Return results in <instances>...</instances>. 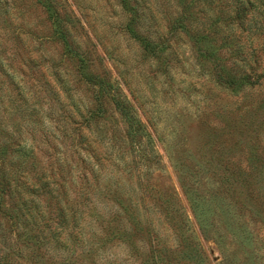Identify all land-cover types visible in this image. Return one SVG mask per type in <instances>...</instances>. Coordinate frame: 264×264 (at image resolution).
<instances>
[{
    "label": "rangeland",
    "instance_id": "rangeland-1",
    "mask_svg": "<svg viewBox=\"0 0 264 264\" xmlns=\"http://www.w3.org/2000/svg\"><path fill=\"white\" fill-rule=\"evenodd\" d=\"M0 264H264V0H0Z\"/></svg>",
    "mask_w": 264,
    "mask_h": 264
},
{
    "label": "trees",
    "instance_id": "trees-1",
    "mask_svg": "<svg viewBox=\"0 0 264 264\" xmlns=\"http://www.w3.org/2000/svg\"><path fill=\"white\" fill-rule=\"evenodd\" d=\"M3 184H5L6 186H8V181H3Z\"/></svg>",
    "mask_w": 264,
    "mask_h": 264
}]
</instances>
